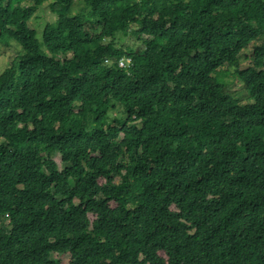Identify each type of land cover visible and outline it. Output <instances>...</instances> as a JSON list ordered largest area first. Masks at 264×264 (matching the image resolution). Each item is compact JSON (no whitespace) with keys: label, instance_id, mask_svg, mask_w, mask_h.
I'll list each match as a JSON object with an SVG mask.
<instances>
[{"label":"trees","instance_id":"16d2710c","mask_svg":"<svg viewBox=\"0 0 264 264\" xmlns=\"http://www.w3.org/2000/svg\"><path fill=\"white\" fill-rule=\"evenodd\" d=\"M74 1L0 0V264H264V0Z\"/></svg>","mask_w":264,"mask_h":264},{"label":"rangeland","instance_id":"374dc122","mask_svg":"<svg viewBox=\"0 0 264 264\" xmlns=\"http://www.w3.org/2000/svg\"><path fill=\"white\" fill-rule=\"evenodd\" d=\"M37 10H39V14L37 13L34 14V16L29 20V26L35 29L36 38L38 39L39 42H41L42 41V31H43L45 24L47 22H53L55 19V16L54 14L50 12L49 7L46 5L45 6L40 5ZM86 10H89V7L86 5L84 0L74 1L73 7H72L73 13H79V12L83 13V12H86ZM133 26L135 25L133 24ZM124 42L126 45H131L134 47L141 46L143 44L141 41V38L135 35L129 36L128 38L125 39ZM252 47H254V45L250 44L247 48L243 50V53L248 55ZM17 52H18V47L16 46L15 43H11L10 46H7L3 42H0V75L4 72L6 68L10 66L11 62L16 59L15 56L17 55ZM246 61H247V56H245L244 59L241 61L240 66H243ZM224 69H226L225 66L221 67L219 71L214 72L212 75L215 77V79L218 82L224 85V88L226 90L234 91V90L240 89L241 88L240 82L234 75V72L223 73L222 70ZM120 116H122L121 111L114 110L110 112L109 117H108V122L115 123L113 119L118 118V117H119L118 119H120ZM52 157L60 166H62L60 155L58 153H53ZM116 180L118 181L119 178L116 177ZM100 181L102 182L103 179H101ZM90 218L92 219L93 216L90 215ZM0 224L5 225V226L8 225V218L6 215L0 218ZM59 258H61L62 262L67 263L69 256L67 254H62L59 256Z\"/></svg>","mask_w":264,"mask_h":264},{"label":"clouds","instance_id":"9594fccd","mask_svg":"<svg viewBox=\"0 0 264 264\" xmlns=\"http://www.w3.org/2000/svg\"><path fill=\"white\" fill-rule=\"evenodd\" d=\"M128 38V37H127ZM122 57H120L119 59H121ZM131 65H132V61L131 60H124L123 62H122V65H121V67L120 68H126V67H131ZM60 159H61V157H60Z\"/></svg>","mask_w":264,"mask_h":264},{"label":"bare ground","instance_id":"6f19581e","mask_svg":"<svg viewBox=\"0 0 264 264\" xmlns=\"http://www.w3.org/2000/svg\"><path fill=\"white\" fill-rule=\"evenodd\" d=\"M124 60H131L129 57H127V58H121V59H119L118 60V65H122V62L124 61Z\"/></svg>","mask_w":264,"mask_h":264}]
</instances>
